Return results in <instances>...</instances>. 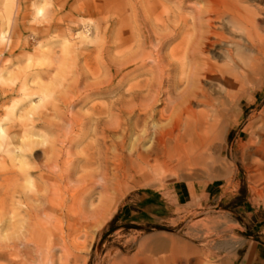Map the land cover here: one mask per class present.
I'll return each instance as SVG.
<instances>
[{
	"label": "rangeland",
	"instance_id": "1",
	"mask_svg": "<svg viewBox=\"0 0 264 264\" xmlns=\"http://www.w3.org/2000/svg\"><path fill=\"white\" fill-rule=\"evenodd\" d=\"M202 7L197 0H0V264H40L22 239L29 228L18 223L23 198L34 189L23 180L21 155L31 175L41 169L61 176L41 186L42 198L69 204L76 196L78 210L90 216L86 235L72 251L81 264H257L253 256L264 254V197L257 196L253 157L247 154L253 140L248 145L249 133H243L264 113L263 93L255 104L229 110V125L206 145L201 167L156 168L148 180L113 182L117 155L151 152L152 136L169 123L167 115H156L175 102L170 87L164 83L155 105V129L149 119L136 127V106L149 97L134 94L149 81L172 78L168 55L176 42L169 40L176 41L182 19ZM23 146L32 147L21 152ZM95 148L102 164L85 167L82 160ZM32 179L38 182L36 175ZM89 181L92 190L82 192L81 184ZM175 186L187 188V204L175 203ZM35 206L45 210L47 203L42 199ZM8 212L17 216L4 224ZM250 246L254 254L245 262ZM173 250L181 251L179 262L168 261Z\"/></svg>",
	"mask_w": 264,
	"mask_h": 264
},
{
	"label": "bare ground",
	"instance_id": "2",
	"mask_svg": "<svg viewBox=\"0 0 264 264\" xmlns=\"http://www.w3.org/2000/svg\"><path fill=\"white\" fill-rule=\"evenodd\" d=\"M197 1H200V3L202 2L203 7L197 9L190 19H182L183 26L180 28L178 34L179 38H177L176 41L172 39L169 40L176 42L171 45L168 55L173 62H170L171 64L169 65V61H165L169 66H174L172 78L168 80L158 78L159 81L155 83H153L154 81H151L152 83L149 81L143 86H140L139 91L134 94L136 98H140L143 96V91L149 97L147 101L145 100L146 102L142 101L144 104H137L138 106H136L137 119L135 120H138V122H136L137 125H134L139 128V122L141 120L148 121L149 119L151 123L154 121L156 115L154 112L155 105L159 101V95L164 93H161L163 89H165L163 86L164 83L166 87H170L172 96H175V102H171L172 107H169L167 104L168 107L164 108L156 115V117H159V120L164 119L167 115L169 123L160 127L158 131L154 133V136H152L154 137V140L152 139L154 141V149L151 152L148 151L150 153L147 152L146 154H142L139 153V151L136 154L130 155V157H128L129 155L127 154L128 158L121 156L120 154L122 153L117 155L114 165L115 175L113 177V182L116 185L120 179L136 178L138 182L142 179L148 180L151 177V172H154L156 168L174 166L179 169H197L201 167L202 163L207 162L208 159L204 153V149L207 147L206 145L217 140L221 131L229 125L227 123L229 110L239 109L244 102L255 104L258 96L262 93L264 94V0ZM187 2H189V0H187ZM201 5L202 4L199 6ZM145 27L147 28V26ZM170 31L171 30L167 32L169 33ZM138 42L139 41L136 43ZM133 47L136 48L137 46ZM140 53L141 52H139V54ZM126 54L128 53L126 52ZM160 57H162V55ZM144 61L145 58L142 59V62ZM162 62H164V60ZM148 65L150 66V64ZM167 67L168 66L165 68ZM155 74L159 76L160 73ZM182 86L183 89L180 91L179 89ZM126 92H129V90ZM253 94H256V97L253 98ZM141 100H143V98H141ZM129 104L131 105L132 102H129ZM128 108L132 110L130 106ZM167 119L166 121H168ZM114 120L116 121V119ZM115 121H113L114 124L116 123ZM156 125L157 124L152 123L154 129ZM144 128H146V126ZM105 129L106 128L103 130ZM126 129H128V127ZM145 133L148 132L146 131ZM246 133H249L250 136L248 145L252 144V140L254 144L253 151L247 152V154L253 157L252 166L255 189L258 197H264V113L259 117L255 126L248 128L243 134L245 135ZM137 144L140 145V143ZM31 147L32 146H23L20 151H29L28 148L31 149ZM111 148H113V146ZM239 148L244 149L241 141L239 142ZM106 150L109 151V149ZM100 151L99 148H95L91 150L90 153L88 152V158L82 160L83 165L85 167H100L103 158L101 157ZM142 151H144V149ZM132 152L133 151H131V153ZM21 157L25 165L23 169L25 170L23 180L26 184H34V189L30 193L31 195H25L23 198L22 204L25 207V211H23V215L18 220V223L26 224L29 228V231H27L25 236H22V239L26 240L28 246L33 247L34 253L37 255V261L40 264H81V258L73 255L72 251L79 247L77 240L83 236V234L86 235L85 231L89 226L88 220L90 216L87 215L88 213L86 214L78 210L76 196L74 197L72 195L71 198H69V204H66L64 199L55 202L52 197L42 198L39 195L42 187L48 186L52 181L61 180V176L53 175L50 172L41 174V169H36L35 174L31 175L30 172H28V163L25 161V156L21 155ZM34 175H36L38 179L37 183H34L32 179ZM99 179L103 180V178ZM93 186L91 181L83 182L80 190L82 192H88L92 190ZM98 188L102 192L107 191L104 185H99ZM42 199L47 203L45 210H40L35 206V204ZM90 205L91 203H89V206ZM76 210H78L79 214L74 216L73 211ZM13 214V212H8L5 214V217L3 216L4 224L12 223L13 218L10 217V215L13 216ZM14 215L17 216V214ZM19 215L20 214H18V216ZM61 220L65 221L64 226L59 225ZM47 228L51 229V231H48ZM55 229L59 232L58 235L53 232ZM41 231L45 233H41ZM55 236H57L56 241L53 240ZM2 237L4 238V236ZM57 247L60 248V255L58 256L55 253ZM179 252L173 250L168 261L170 263L179 262V259L176 258Z\"/></svg>",
	"mask_w": 264,
	"mask_h": 264
},
{
	"label": "crops",
	"instance_id": "3",
	"mask_svg": "<svg viewBox=\"0 0 264 264\" xmlns=\"http://www.w3.org/2000/svg\"><path fill=\"white\" fill-rule=\"evenodd\" d=\"M173 197L175 203L178 206H183L189 202L190 194L186 187L175 186L173 188ZM253 254H254L253 247L252 246L248 247L246 250L244 261L249 262ZM253 261H255V263L257 264H264V254L260 252H256V254L253 256Z\"/></svg>",
	"mask_w": 264,
	"mask_h": 264
}]
</instances>
